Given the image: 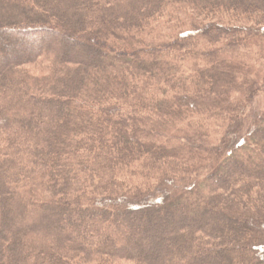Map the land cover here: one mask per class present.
Instances as JSON below:
<instances>
[{"label":"trees","instance_id":"obj_1","mask_svg":"<svg viewBox=\"0 0 264 264\" xmlns=\"http://www.w3.org/2000/svg\"><path fill=\"white\" fill-rule=\"evenodd\" d=\"M260 63L264 0H0V264H264Z\"/></svg>","mask_w":264,"mask_h":264},{"label":"rangeland","instance_id":"obj_2","mask_svg":"<svg viewBox=\"0 0 264 264\" xmlns=\"http://www.w3.org/2000/svg\"><path fill=\"white\" fill-rule=\"evenodd\" d=\"M44 20V18L42 19ZM14 21L13 17H9L6 21H5V24H10ZM67 27V25H65ZM68 28V27H67ZM4 39L6 40V42L9 44L8 46H10V49L8 50H14L16 47H17V44L15 45V43L13 42L12 38L10 37H4ZM80 41H86L85 39H79ZM84 43V42H83ZM9 55V54H7ZM257 71L255 73H258L260 75H262V78H264V68H263V65H261V63L259 65H257ZM261 96V99L263 101V105H264V94H260ZM259 96V97H260ZM251 234V232H248L246 233V236L245 237H248L249 235Z\"/></svg>","mask_w":264,"mask_h":264}]
</instances>
